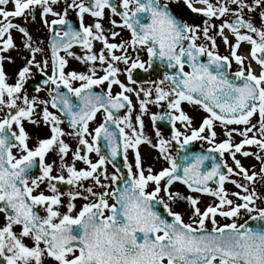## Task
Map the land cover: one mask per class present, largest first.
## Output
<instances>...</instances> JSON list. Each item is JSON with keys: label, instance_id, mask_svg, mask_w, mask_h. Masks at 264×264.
I'll return each mask as SVG.
<instances>
[{"label": "snow or ice", "instance_id": "1", "mask_svg": "<svg viewBox=\"0 0 264 264\" xmlns=\"http://www.w3.org/2000/svg\"><path fill=\"white\" fill-rule=\"evenodd\" d=\"M105 9L111 25L107 34ZM37 12L51 34L50 55L27 28L29 18L36 22ZM70 12L78 16L77 27ZM185 13L197 18L189 23ZM86 14L92 23H84ZM117 28L127 29L129 38L110 42L121 35ZM13 30L21 34V45L15 43ZM217 37L228 55L219 54ZM94 41L102 45L98 52L93 51ZM242 42L250 45L247 56L238 51ZM74 45L82 46V55L71 51ZM21 48L24 63L9 84L5 63L14 64L15 59L7 53ZM205 56L206 62L201 59ZM68 57L86 69L66 70ZM156 61L174 71L166 70L159 80L134 79L136 70L147 73ZM233 62L237 70L230 79ZM252 62L259 66L258 74ZM186 64L191 71H185ZM37 72L42 81L34 91H47L48 99L27 94L25 85ZM102 84L106 90L94 91ZM114 86L119 88L115 94ZM133 96L138 102L135 117ZM184 102L208 114L198 127L183 110ZM149 105L162 110L150 113ZM121 109L125 115H118ZM0 112V213L5 218L0 264H264V207L257 206V201L264 203V195L256 188L264 185V0H0ZM101 112L102 122L90 130L89 123ZM145 115L154 126L157 121L171 124V138L157 128L153 143L144 133ZM65 120L69 131L61 127ZM25 121L37 129L46 127L48 135L37 136L30 146ZM217 122L225 136L219 143ZM66 136L75 139L74 149ZM235 136L241 137L239 142ZM196 140L213 145L210 152L220 159L172 155L173 142L183 151ZM141 144L157 149L167 166L158 171L145 167ZM50 153L55 158L47 162ZM238 154L252 156L259 169L246 168ZM77 162L84 167L77 168ZM175 182L189 193L215 200L201 210L199 196L170 190ZM226 183L239 191L229 192ZM61 184L68 189L60 191ZM78 199L84 201L79 209ZM180 200L189 205L188 222L172 209ZM156 205L171 219L155 210ZM242 215L248 219L237 223ZM217 216L231 222L221 224ZM249 221L260 224L253 227Z\"/></svg>", "mask_w": 264, "mask_h": 264}, {"label": "flooded vegetation", "instance_id": "2", "mask_svg": "<svg viewBox=\"0 0 264 264\" xmlns=\"http://www.w3.org/2000/svg\"><path fill=\"white\" fill-rule=\"evenodd\" d=\"M199 6V5H198ZM59 10V9H57ZM185 16H186V19H188V22L191 23L192 22V19H196L197 18V14H192L191 18H188L189 17V14L188 13H185ZM53 17L50 16V20L52 19ZM74 18H75V14L70 12L69 13V19L72 23V25L74 24ZM78 18V16H77ZM87 18L89 19L88 20V23H92L93 21V18L89 15H87ZM108 18H109V11L107 9H105V18L103 20V24H104V28L106 30V34H107V30L111 27V25L109 24L108 22ZM113 19H116L117 21H119V17H112ZM85 19V18H84ZM197 22H199V19H197ZM214 23L216 24H219L221 22V20L219 19H215L213 20ZM256 23H257V26H259V19L257 18L256 19ZM116 31L120 32L121 35L119 37L116 38L115 41H111V38H110V42H119L120 39H128L129 38V32L127 29H120V28H117L115 29ZM44 38H43V47L45 48L46 52H48V54L50 55V33L48 31V29L46 28V30L44 31ZM225 34L229 36V40L232 41L233 43L235 42L234 41V38L232 37V35L228 32V30H225ZM203 41H197V43H201ZM217 45H218V52L220 55H228L229 54V50L227 48V46H225L222 42V40L217 37ZM101 43L98 42V41H94V48H93V51H96L98 52L99 49L101 48ZM249 49H250V45L247 43V42H242L241 44V47L240 49L238 50L240 53L244 54L245 56L248 55V52H249ZM72 52H74L76 55H82V53H80L81 51L83 52L84 50L82 49V47H78V46H73V48L71 49ZM64 53L61 52V55H63ZM142 55V58L144 60H147V55L146 53H141ZM203 61L206 62L207 60V57H202L201 58ZM250 59V58H249ZM68 60H69V63H68V67L66 70H72V69H76L78 71H84L86 69V66L81 64L79 61H77L76 59H73L71 57H68ZM247 63V61H246ZM121 68H123L124 66L123 65H120ZM252 67L253 69L256 71V73L258 74L259 71H260V68L259 66L255 63V62H252ZM257 68V69H255ZM168 71V72H172L174 71L173 69H167L166 68V65L164 64H161L159 61H156L155 64H154V68L152 70H150L149 72L145 73L143 72L142 70H136L133 74L134 76V79H137L138 81L140 82H144V81H148V80H159V79H162L163 78V73L165 71ZM237 70V65L235 64V62L232 63L231 65V68L228 70L229 74L231 75V73H234L235 71ZM185 71H191V69L187 66V64L185 65ZM98 75H103V72H100L98 73ZM33 77H35L36 79H33L32 78V82L29 86V84L25 87L27 89V94L31 97L33 95H39V97L41 98H44V99H48V94H47V91H41L40 93H36L34 91V88L38 85L36 84L35 82H40L42 81V77L40 75V73L38 74H35L33 75ZM122 81H124L125 83H127V80H126V77L124 75H121L119 77ZM74 86H79V82H75L74 83ZM133 87H138L139 85H132ZM144 87H151L152 85L151 84H148V83H144L143 84ZM167 85H165L166 87ZM101 90H106V84H102L100 86H96L94 87V91H97V92H100ZM66 91V90H65ZM119 91V88L117 86H114L113 87V94H115L116 92ZM74 102H76V98L73 97L72 98ZM132 100L133 101H137L135 96L132 97ZM182 108L183 110L190 116H192L194 119H193V127H198L202 118L207 116L208 114L205 113L203 111L202 108H200L199 105H190L188 104L187 102H184L182 104ZM151 110H155L153 113H156V112H160L162 109L158 108L157 106L155 105H149V112L151 113ZM50 111H53L54 113H56L57 115H61V113H59L56 109H51L50 108ZM126 112H123V109L120 110V112L118 113V115H125ZM4 115L3 112H0V117H2ZM63 119V117H61ZM144 119V124H145V128L144 130L147 131V133H150V134H155V131L157 128H159V130L161 131L162 135L164 136V138L166 139H170L171 138V124H169L167 121H157L155 126L153 125L151 119H150V115H145L143 117ZM103 120V114L102 112L101 113H98L97 116H96V119L94 121H91L89 123V128L90 130L91 129H94L96 126H98L99 123H101ZM256 118L254 117L253 118V122H255ZM24 126L26 128V131H28L31 136H32V140L29 142L30 143V146L34 145L35 144V141H36V137L37 136H40V137H46L48 135V129L46 127H41L40 129H37L35 126L29 124L27 121L24 122ZM62 128H64L66 131H69L70 129L69 128H66L65 124L63 123L61 125ZM229 127H238L236 125H230ZM239 127H242V126H239ZM177 128H179L181 131H188L186 128H184L183 125L177 123ZM215 129H216V132H217V138H216V142L219 143L221 142L223 139H225V136L223 135V128L219 125V123L217 122L216 125H215ZM127 131V130H126ZM251 135V134H250ZM65 139L72 145L73 149L76 147V141L73 137H69V136H66ZM241 139V137L239 136H235V142H239ZM103 140H101V147H102V150H103ZM142 145V144H141ZM143 145H146V144H143ZM186 146H194L196 149H210L212 148L213 146L210 145L209 143H206V141H201V140H196V141H193L191 144L189 145H186ZM245 150H250V151H253L255 152L257 149L255 148V146H251L250 148L248 146H246V149ZM14 152L16 151L15 149L13 150ZM171 153L173 156H176L178 153L180 155L184 154L185 152V149L183 151H181L179 149V146L176 145L174 142H173V145H172V148L170 149ZM152 152V155H153V158L152 160H154L152 162V160L150 159V154ZM156 152L158 153V150L155 149V150H151L147 155H145L144 152H141V155H142V158L143 160L145 161H150L152 162V164L160 169V167H166L167 166V162L164 161L162 158H159V153L156 154ZM216 155L218 156V158L220 159L219 157V154L216 153ZM132 155L128 154V158H129V162H132L133 159H131ZM240 157L242 159H240ZM54 154L53 153H50L47 157H46V161L47 162H51L52 159H54ZM93 160L96 159L95 157V154H92V157H91ZM225 160H227L228 164L229 165H232L233 162L231 160V158L228 156L227 153H225V157H224ZM237 159H240L241 161H246L247 162V165H248V168L251 169V166L252 165H256V170L259 169V162L256 161L252 156H249V157H243L241 155H237ZM68 160L70 161L71 160V153L69 154V157H68ZM162 162V163H160ZM244 165V163H242ZM234 166V165H233ZM76 167L77 168H81V167H84V165L81 163V162H77L76 164ZM34 173L38 171V169H34L33 170ZM113 171L111 165L108 166V172L111 173ZM55 174V172L53 173ZM234 178V177H233ZM236 179V178H234ZM227 184L229 183H226L225 184V188L227 186ZM43 187V185H42ZM69 186L67 185H59V188H60V191L64 192L68 189ZM256 188H257V191L261 194V195H264V185L262 184H257L256 185ZM162 196H165L166 198V194L165 193H161ZM66 200V197L64 198ZM235 200V199H234ZM110 203H112V201H109ZM76 205H77V209L80 208V206L84 203V201L82 200H77L75 201ZM172 206V209L173 211H175V203L171 205ZM257 206L258 207H264V203H261L260 201H257ZM62 212L65 211V209L63 207H61L60 209ZM42 215L44 213H41ZM75 214V213H74ZM248 217L247 215H242L241 218L237 221V223H244L245 220H247ZM5 223V218H4V214L3 213H0V226H3ZM16 231L19 230L18 227L15 228ZM27 243H30V241H26Z\"/></svg>", "mask_w": 264, "mask_h": 264}, {"label": "rangeland", "instance_id": "3", "mask_svg": "<svg viewBox=\"0 0 264 264\" xmlns=\"http://www.w3.org/2000/svg\"><path fill=\"white\" fill-rule=\"evenodd\" d=\"M8 7L11 8L12 5L9 4ZM84 18H85V19H84V23H85V24H89V23H88V20H89V19L87 18V14L85 15ZM48 19L50 20V16L48 17ZM14 22H16V23H21V24L24 23V21H23L22 18H15V19H14ZM27 28H28V30L30 31V33L33 35L34 39H35V38H39L40 41H43V38H44V35H45V34H44V31L46 30V28L40 23V16H39V13H38V12H37V19H36V22H32V20L29 18V20H28V22H27ZM12 35H13V37H14L15 43H16L17 45H21V43H22V37H21V34H20L18 31L13 30V31H12ZM22 52H23V49L21 48V51H20V52H17V51H10V52L7 53V55H10V56H12V57L15 59V63H14V64L5 63V71H6L7 75H8V77H9V79H8L7 82H8L9 84H12V83L15 82V74H16V71H17V69H18V68L24 63ZM80 53L83 54L82 51H81ZM40 58H41V56L38 55V56H37V59H40ZM35 74H38V72L35 73ZM35 74H34V75H35ZM32 78H33V79H36L35 77H32ZM32 78L26 83L25 87H26L29 83L32 82V81H31ZM133 104L136 106V109L133 111V117H135L136 112L138 111V102H137V101H133ZM154 111H155V110H151V113H153ZM126 130H127V129H126ZM215 130H216V129H215ZM144 133H145L146 136H148V137H150V138L152 139L153 143L156 142V136H155V134L147 133V131H145V130H144ZM206 143H208V142H206ZM210 145H211V144H210ZM212 146H213V145H212ZM139 149H140V152H144L145 155H147V156H148V154H150L149 152H150L151 150H152V151L155 150V148L151 147L149 144H146V145H143V144H142V145L139 146ZM128 154L132 155L131 159H133V153H132V150H129V153H128ZM156 154H158V153L156 152ZM149 156H150V159L152 160V158H153L152 152H151V154H150ZM153 159H154V158H153ZM240 159H242V158L240 157ZM151 160H150V161H145V160H143V162H144V166H145V167H148L149 165H151V166L153 167L154 171H158V170H160L161 167H160V169L156 168V167L152 164V162H153L154 160H152V162H151ZM160 163H162V162H160ZM241 163H244V166H245L246 168H248V165H247V162H246V161H241ZM234 178H237V177H234ZM170 190L173 191V192H179V193H181L182 195H189V194H191V195H193V196H199V198H200V204H199V207L201 208V210H203V209L205 208L206 205H208V204H210V203H213L214 200H215V198L212 197V196H210V195H205V194H200V193H189V190L187 189V187L184 186V185H182L181 183H174V184L172 185V187H171ZM226 190H228L229 192L239 191V189H236L235 186L232 185L231 183L227 184V186H226ZM231 198H232V199H236L235 197H231ZM237 202H239V201H237ZM175 211L183 213V214H184V217H183V218H184L185 222H188V220H189V215H188V213H189V205L187 204L186 201H183V200L177 201V202L175 203ZM217 219L219 220V222H220L221 224L231 222V221L226 220L225 218H223V217H219V216H217ZM209 227H211V225H209ZM15 230H16V229H15ZM17 231H19V230H17ZM26 243H27V242H26ZM30 243H31V241H30ZM45 264H51V261H50V260H47V261H45Z\"/></svg>", "mask_w": 264, "mask_h": 264}, {"label": "water", "instance_id": "4", "mask_svg": "<svg viewBox=\"0 0 264 264\" xmlns=\"http://www.w3.org/2000/svg\"><path fill=\"white\" fill-rule=\"evenodd\" d=\"M209 153H210V151L207 152L208 155H210ZM188 155L191 156L192 154H188ZM180 163H183V161H180ZM210 164H211V161L206 162V165H207V166H210ZM121 167L123 168L122 162H121ZM123 171L126 172V171H127L126 168H123ZM161 210H162V209H161ZM161 212H162V215L165 216V212H164V210H162ZM259 224H260L259 221H255V222H254V221H249V225H250V226H253V227L258 226Z\"/></svg>", "mask_w": 264, "mask_h": 264}]
</instances>
